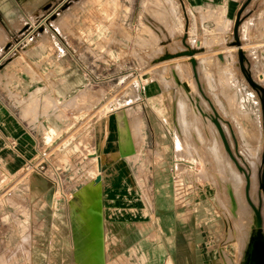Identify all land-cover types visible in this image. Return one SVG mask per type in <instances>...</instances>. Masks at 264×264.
<instances>
[{
	"label": "rangeland",
	"instance_id": "374dc122",
	"mask_svg": "<svg viewBox=\"0 0 264 264\" xmlns=\"http://www.w3.org/2000/svg\"><path fill=\"white\" fill-rule=\"evenodd\" d=\"M45 2L0 0V20L8 12L12 22L15 10L26 24L20 33L15 30L19 22H9L11 27L10 17L8 24L3 22L8 40L0 35V55L10 53L0 69V91L18 105L30 100L58 104L63 111L59 123L47 127L49 147L51 141L73 140L82 156L94 151L95 122L108 120V152L133 165L149 212L155 211L156 196L158 203H171L169 214L177 222L168 232L196 237L197 264H239L251 238L255 209L264 226V94L248 81L250 76L264 88V0L259 1L262 11L246 13L237 22L243 39L237 48L226 45L229 33L213 48L206 40L212 36L209 30L203 39L193 32L189 46H183L178 35H183L185 20L175 0ZM40 5L44 7L35 11L38 15L30 13ZM137 12H142L140 21ZM202 40L204 46H198ZM191 52L195 68L191 56H185ZM217 54H223V61ZM172 67L181 86L171 79ZM52 73L59 75L56 85L49 78ZM53 87L58 94L54 99ZM185 89L198 95L209 115L195 110ZM145 122L155 139L152 146L145 142ZM58 145L46 152L48 159L58 155L53 156ZM89 164L98 175L95 155ZM156 232L161 233L157 225ZM6 257L8 262L2 257L0 264H19L12 262L15 257ZM39 258L25 256L24 264ZM194 258L189 255L190 264ZM118 261L133 264L128 257Z\"/></svg>",
	"mask_w": 264,
	"mask_h": 264
},
{
	"label": "crops",
	"instance_id": "0c3cea01",
	"mask_svg": "<svg viewBox=\"0 0 264 264\" xmlns=\"http://www.w3.org/2000/svg\"><path fill=\"white\" fill-rule=\"evenodd\" d=\"M175 1L185 20L183 35H178L185 47L189 46L193 32L203 39L205 30H209L212 36L206 40L213 42V48L219 47L214 42H220L225 33H229L226 37L230 38L226 45L237 48L243 39L236 23L246 13L262 11L260 0ZM40 7L44 6L33 11L25 8L35 14ZM141 14L136 13L138 21ZM7 16L3 13L0 20V35L5 41L8 34L3 22H11L9 19L7 23ZM62 16L67 17V14ZM18 18L20 27L15 30L22 33L21 27L24 25L25 30L26 24L21 12ZM59 20L60 17L55 26ZM163 30L168 32L166 27ZM199 45L204 46L203 40L198 41ZM9 53L5 51L0 55V69L5 67ZM50 76L56 85L59 75ZM39 95L43 97V93ZM51 96L58 97L57 87H53ZM61 111L58 104L49 106L31 100L26 105H18L0 91L1 197L16 187L14 194L0 200V260L3 257V262H8L6 256L9 255L15 257L13 263L24 264L25 256L36 255L41 259L35 264H116L122 257H128L127 262L133 264H190L192 254L195 257L192 264H197L196 237L168 232L170 225L177 222L176 217L169 214L171 203L167 199L158 203L156 196L155 211L149 212L133 165L127 158H115V154L108 152V120L101 118L95 122V148L86 156L76 149L79 146L73 144V140L51 141L53 145L49 147L47 127L59 123ZM68 112L72 115L73 111ZM47 117L49 122L44 121ZM145 126V142L152 146L155 139L146 122ZM57 144L53 156L59 155L57 150L61 155L48 159L46 152L54 151ZM94 155L98 175L90 171L89 160ZM1 175L6 180L2 181ZM98 177L99 182H95ZM156 177L153 170L154 183H157ZM14 181L18 182L14 184ZM154 193L157 195V189ZM156 225L161 233L156 232ZM13 239L19 240L18 243H13Z\"/></svg>",
	"mask_w": 264,
	"mask_h": 264
},
{
	"label": "bare ground",
	"instance_id": "6f19581e",
	"mask_svg": "<svg viewBox=\"0 0 264 264\" xmlns=\"http://www.w3.org/2000/svg\"><path fill=\"white\" fill-rule=\"evenodd\" d=\"M27 1V0H26ZM30 2V1H29ZM45 4V3H44ZM8 9V8H6ZM8 14V12H7ZM9 15V14H8ZM10 16H11V13H10ZM10 16H7L8 18ZM12 16H13V21L17 22L18 21V14L17 12H15V10H13L12 12ZM10 19H12L10 17ZM65 20V19H64ZM11 21V20H10ZM12 21V22H13ZM8 22H9V19H8ZM11 22V23H12ZM60 23V22H58ZM57 23V24H58ZM18 25V24H17ZM59 25V24H58ZM11 27V26H10ZM15 28V27H14ZM13 28V29H14ZM182 53H185L184 51H181ZM180 52V53H181ZM193 52L191 53H188V55H185V56H191V60H192V65L193 67L195 68L196 66V63L194 64L193 61H195V56H193ZM179 57V56H178ZM182 57V56H180ZM169 59H173L174 57H172V55L170 54ZM218 59L222 60L224 59L223 56L220 55V57L218 56ZM223 65V64H222ZM226 66V65H225ZM178 70V69H177ZM170 74H171V79L173 80V82L178 85V86H181V80H180V77L178 76L177 74V71L174 67L171 68L170 70ZM248 81L249 83L252 85V86H257V84L254 82V80L252 79V77H248ZM183 86V85H182ZM264 90V88H262ZM185 93L187 94V96L190 98V101H192V104H194L195 106V110L202 114V115H209L208 111L206 110V108L203 106V104L201 103L200 101V98L198 97V95L192 91V90H188V89H185ZM263 117V133H264V115L262 116ZM237 176V175H236ZM235 176V177H236ZM233 177L234 179H237L236 181H240V177ZM256 179V177H255ZM242 182V180H241ZM262 188H264V185L262 184ZM235 190V189H234ZM232 196V195H231ZM230 196V197H231ZM239 198V197H238ZM235 200V199H234ZM233 200V201H234ZM240 200V199H239ZM238 201V200H237ZM250 204L251 201L249 202ZM253 205V204H252ZM254 207V206H253ZM242 210V209H241ZM243 211L245 212V210H242L241 212L243 213ZM248 212V211H246ZM250 212V210H249ZM240 215V214H239ZM255 216H256V219H257V223H256V220H255ZM244 219V218H243ZM248 219V218H247ZM246 219V220H247ZM251 219V218H250ZM252 220V219H251ZM244 220H242L243 222ZM244 223V222H243ZM258 225V226H257ZM251 227V226H250ZM242 229V228H241ZM250 230V229H249ZM244 235H247L248 233L246 232V229H244ZM244 235L242 238H244ZM250 236V234H249ZM250 238V237H249ZM247 239V238H246ZM249 240V239H248ZM243 242L245 241L242 240ZM245 243H247L245 241ZM247 248L245 249V252L242 254V259L240 262H238L239 264H264V226L261 225V216L258 212L257 209H255V212H254V227H253V230L251 231V238L249 240V244L247 243ZM245 248V247H244ZM244 251V250H243ZM237 262V261H236Z\"/></svg>",
	"mask_w": 264,
	"mask_h": 264
},
{
	"label": "water",
	"instance_id": "95a60500",
	"mask_svg": "<svg viewBox=\"0 0 264 264\" xmlns=\"http://www.w3.org/2000/svg\"><path fill=\"white\" fill-rule=\"evenodd\" d=\"M238 25H239V23H236V28L238 27ZM239 56H240V59H241V62H242L244 60V54H243V52L241 50L239 52ZM193 63L195 64L196 62L193 61ZM253 87H256V89H258L261 93L264 94V90L262 89V87H260V86H253ZM99 180H100V178L98 177L95 182H99Z\"/></svg>",
	"mask_w": 264,
	"mask_h": 264
},
{
	"label": "built area",
	"instance_id": "2783aa9c",
	"mask_svg": "<svg viewBox=\"0 0 264 264\" xmlns=\"http://www.w3.org/2000/svg\"><path fill=\"white\" fill-rule=\"evenodd\" d=\"M45 157H46V156H44V158H45ZM38 165H39V163H37L35 167L37 168ZM35 167H33L32 169H34ZM28 168L30 169V167H28Z\"/></svg>",
	"mask_w": 264,
	"mask_h": 264
},
{
	"label": "flooded vegetation",
	"instance_id": "af4514ba",
	"mask_svg": "<svg viewBox=\"0 0 264 264\" xmlns=\"http://www.w3.org/2000/svg\"><path fill=\"white\" fill-rule=\"evenodd\" d=\"M252 203V202H251ZM250 204V203H249ZM258 210V209H257ZM259 211V210H258ZM256 223H257V219H256ZM261 225H262V219H261ZM258 226V225H257Z\"/></svg>",
	"mask_w": 264,
	"mask_h": 264
}]
</instances>
